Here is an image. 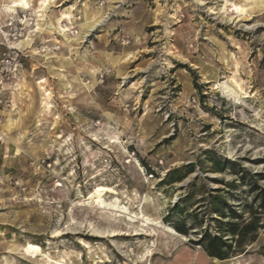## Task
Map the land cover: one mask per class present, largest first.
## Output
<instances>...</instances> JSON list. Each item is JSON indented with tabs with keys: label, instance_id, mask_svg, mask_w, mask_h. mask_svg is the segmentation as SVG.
I'll use <instances>...</instances> for the list:
<instances>
[{
	"label": "rangeland",
	"instance_id": "1",
	"mask_svg": "<svg viewBox=\"0 0 264 264\" xmlns=\"http://www.w3.org/2000/svg\"><path fill=\"white\" fill-rule=\"evenodd\" d=\"M15 1L0 0V28L9 36L0 30V56L19 47L9 40L11 17L28 16L23 39L37 30L41 0L7 12L4 4ZM225 2L54 0L46 20L71 10L73 36L86 16L106 19L71 51L58 33L37 34L32 47L42 52L47 39H57L53 53L62 59L38 65L26 47L21 79L31 89L20 92L21 79L7 86L1 126L9 116L17 121L11 135L21 150L15 154L3 135L0 264H264V227L249 245L225 237L233 247L223 260L196 243L203 229L218 235L216 208L228 205L225 221L233 217L230 208L240 222L249 220V208L260 205L251 185L264 190L256 176L264 173V8L238 17L231 3L244 0ZM43 75L51 99L37 84ZM231 77L247 97L226 93L222 84ZM214 159L235 165L219 172ZM188 164L195 167L185 179L161 184ZM99 185L117 191L106 201L118 198L160 226L107 221L110 214L89 199ZM176 205L183 212H173ZM111 228L122 235L112 237Z\"/></svg>",
	"mask_w": 264,
	"mask_h": 264
},
{
	"label": "bare ground",
	"instance_id": "2",
	"mask_svg": "<svg viewBox=\"0 0 264 264\" xmlns=\"http://www.w3.org/2000/svg\"><path fill=\"white\" fill-rule=\"evenodd\" d=\"M226 2H228V0H226ZM230 2H231V0H230ZM53 4H54V0H41V3L38 6V10H37V12H38L37 14L39 17L37 27H36L37 30L35 28L33 30H31L32 32H34V33H32L31 37L23 39L26 36V34H25L24 36H22L21 38H19L17 40L18 43H20V44H22V46H24V48H26V47L32 48V52L37 57V61H39V63H37L38 65L41 63V64H45L48 67H53L54 60H59V59L61 60L62 59L61 56H59L56 53H53L55 51L50 48L52 46H55V44L59 43V42L57 41V42L53 43L52 45H50L49 43L52 41L47 40L46 41L47 44L43 45L44 48L43 49L40 48L42 50V52H47V53L42 54V52L37 47H32L33 38L37 34H40V33L43 34L42 31H45L48 34L58 33L60 36L63 37L66 45L70 48V51H71L73 49L72 43L74 41L78 42L79 40L87 37L90 32L94 31L95 28L98 27L101 23H103V21H105V19H106V13L103 15L101 14L99 16H97V15H94L91 17L86 16L83 24L80 25L81 33L77 32V37H76V36L72 35L73 32L71 31V28L68 24V23H71V24L73 23L72 19H73L74 15H73L71 10L61 11L57 17L49 18V20H46L47 12L51 7L54 6ZM231 4H232V7L234 9L233 11H235V13L237 14L238 17H240L242 15H246L247 13H249L252 10L264 8V0H244L243 3L232 2ZM231 4H230V6H231ZM4 5L8 10L7 12L15 13L16 8H26V9L30 8V0H16L14 5H8V4H4ZM227 8H229V7H227ZM227 8H226V5H224L223 9L226 10ZM16 18H17L16 19L17 22H20L24 26V29L27 30V33H28V31H30L29 25L27 24L28 16L25 15L23 17H19L17 15ZM14 19L15 18L11 17V20L14 21ZM3 33H4V36H6L8 38V34H7L8 32L4 30ZM45 40L46 39L44 38V41ZM10 43H11V41H10ZM11 46H13V45H11ZM13 47H15V46H13ZM15 48H19V49L24 50L23 47H15ZM50 53H51V55H49ZM35 70H36V67H35L34 71ZM21 74L22 73H20V76H21ZM228 81L230 83L228 82V83L222 84V86L224 87V90L226 91V93L228 95L236 96L237 99L242 98V97H247V95H246L247 92L243 88L240 80H238L236 77H231L230 80H228ZM45 83H46V78L44 77V75L37 77V84H38L40 90L44 91V95H45L46 99H51L52 93L49 90L45 89V86H44ZM217 84L219 85L218 82H217ZM19 86H20V92H23L26 89L27 90L31 89L30 85L27 82V79H25V78L21 79V84H19ZM43 103L49 112L50 108L52 107V105L50 104L51 102L46 101ZM2 122H3V120L0 121L1 133L5 136H8V138L12 141V144L15 146V148H14L15 154H19L20 150H21V145L19 143V139H15V137H13L11 135L12 129H14V127L16 126L17 121H15L13 118H11L9 116L6 119L5 123L1 126ZM106 194H117V191L114 188H112L111 186L99 185L95 189V191L93 193H91L89 199L92 201L91 207H93V208L96 207L97 209L101 210V213H109L110 214L109 216L107 215L108 216L106 218L107 221L113 222L116 225L123 224L126 227H131V228H133L137 223H138V226L146 227V228L149 226H154V225L160 226V222H155L152 218L147 217L143 213L142 210L139 212L131 211L126 205H123L119 201L118 198H115L114 201L113 200L109 201V202L106 201L104 198V196ZM93 231L100 238L102 237L100 234L104 233L103 231H100L99 228H94ZM109 231L111 232L112 237H117V236L122 235L121 233H119V229H117V228L116 229L111 228ZM154 231L156 232V229H154ZM167 231L170 234H172L173 236H180L179 233L176 230H174L173 228H168ZM182 237L186 238L184 235H182ZM155 244L156 243L154 241L153 247L155 246ZM149 252H151L150 255H152L151 249H149Z\"/></svg>",
	"mask_w": 264,
	"mask_h": 264
},
{
	"label": "trees",
	"instance_id": "3",
	"mask_svg": "<svg viewBox=\"0 0 264 264\" xmlns=\"http://www.w3.org/2000/svg\"><path fill=\"white\" fill-rule=\"evenodd\" d=\"M215 169L219 172H222L226 166V168L233 167L235 163L233 162H224L219 159H214ZM194 164H188L183 168L185 170L183 173L180 169H173L169 171L166 177L162 180L161 184L171 185L176 182H180L185 179L189 174L194 171ZM256 176L259 179L264 180V173H256ZM232 186V185H231ZM252 192H258L255 199L259 200V208L254 210L253 208H249L248 213L250 214V219L246 221L240 222L241 215L236 211L234 213L233 209L230 208L231 212H233V217L230 220L225 221L228 215V205L221 206L216 208L215 213L218 218H215V222L217 224L218 235H214L208 229H203L201 231V237L197 244L201 245L203 249L214 258H218L220 260L229 258L228 251L232 249L233 242H230L227 236H231V240H235V243L239 244V246L249 245L256 241L259 230L264 227V222L262 217L264 215V190L259 187L257 184L251 185ZM214 204V201L213 203ZM174 212H183L180 209V206H175L172 208ZM193 224L196 226H201L202 222L198 221V214L195 213L193 216ZM175 229L182 234H187L188 230L184 227H180L179 225H174Z\"/></svg>",
	"mask_w": 264,
	"mask_h": 264
},
{
	"label": "built area",
	"instance_id": "4",
	"mask_svg": "<svg viewBox=\"0 0 264 264\" xmlns=\"http://www.w3.org/2000/svg\"><path fill=\"white\" fill-rule=\"evenodd\" d=\"M8 26L15 28V32L10 35L9 40H12V38L18 40L27 33V30L24 29V26L20 22L10 20ZM0 30L3 33L4 28L1 27ZM43 48L44 46L41 47V49ZM50 48L54 51L59 49V47L56 46ZM27 57L28 55L24 50L13 46L7 47L0 56V106L6 102L7 86L17 81L20 73L25 69ZM3 137L0 130V141H3Z\"/></svg>",
	"mask_w": 264,
	"mask_h": 264
},
{
	"label": "crops",
	"instance_id": "5",
	"mask_svg": "<svg viewBox=\"0 0 264 264\" xmlns=\"http://www.w3.org/2000/svg\"><path fill=\"white\" fill-rule=\"evenodd\" d=\"M47 40H51V39H47ZM52 42H50L49 44L50 45H52L53 43H55V42H57L58 40L56 39L55 41H53V40H51ZM32 43H34V40L32 41ZM43 44H46V42H44ZM19 47H23L24 48V46H22V44H20V43H18L17 44ZM21 76H22V74H21ZM21 76L19 77V80L21 79ZM19 82V81H18ZM18 85V84H17Z\"/></svg>",
	"mask_w": 264,
	"mask_h": 264
}]
</instances>
